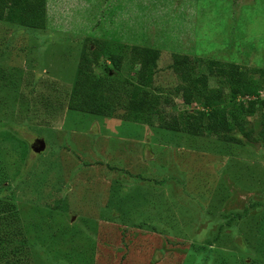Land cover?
<instances>
[{"label": "rangeland", "instance_id": "obj_1", "mask_svg": "<svg viewBox=\"0 0 264 264\" xmlns=\"http://www.w3.org/2000/svg\"><path fill=\"white\" fill-rule=\"evenodd\" d=\"M44 8L34 29L10 12L0 21V264H264L261 111L245 118L248 141L234 129L225 140L164 127L201 110L175 93L174 54L215 94L226 98L234 64L264 98V0H45ZM131 46L159 53L143 88L158 103L148 123L127 118L138 70ZM119 52L115 70L107 57ZM83 75L102 81L103 116L68 108Z\"/></svg>", "mask_w": 264, "mask_h": 264}, {"label": "trees", "instance_id": "obj_2", "mask_svg": "<svg viewBox=\"0 0 264 264\" xmlns=\"http://www.w3.org/2000/svg\"><path fill=\"white\" fill-rule=\"evenodd\" d=\"M45 0H0V21L10 12L11 21L20 27L34 29L45 20ZM130 62L138 66L136 72V85L128 97L127 118L131 122L148 123L150 116L158 113L157 97L143 89L151 80L152 72L156 67L158 51L136 46L127 47ZM110 53L107 60L115 70H119L122 55ZM172 62L169 68L178 75L180 83L176 87V95L184 105L196 102L200 111L189 113L182 111L178 117L172 118L164 124L166 129L184 131L191 135H200L204 132L220 134L228 140L232 129L242 134L245 140L250 139L251 131L244 127L245 118L255 112L261 111L262 128L256 140L264 144V98H259L258 85L246 78L237 65L227 64L225 69V83L228 93L225 96L208 90L207 76L193 72L189 58L180 55H171ZM213 61L207 62L210 72ZM102 81L90 75L78 76L68 101L70 110L80 111L95 116L104 115V105L101 97ZM243 97L245 103L236 102ZM162 104H168V99H162ZM223 105L221 110L214 107ZM24 246V242L20 243Z\"/></svg>", "mask_w": 264, "mask_h": 264}, {"label": "water", "instance_id": "obj_3", "mask_svg": "<svg viewBox=\"0 0 264 264\" xmlns=\"http://www.w3.org/2000/svg\"><path fill=\"white\" fill-rule=\"evenodd\" d=\"M36 144L38 145V146H37V151H38V152H40V151H42V150L44 149V143H43L42 140H38V141H36Z\"/></svg>", "mask_w": 264, "mask_h": 264}]
</instances>
